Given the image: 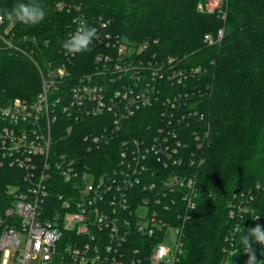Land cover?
Segmentation results:
<instances>
[{"label":"trees","instance_id":"1","mask_svg":"<svg viewBox=\"0 0 264 264\" xmlns=\"http://www.w3.org/2000/svg\"><path fill=\"white\" fill-rule=\"evenodd\" d=\"M203 1L0 0L2 14L21 2L38 3L47 13L35 26L5 18L3 38L10 43L0 39V107L15 99L37 98L42 90L37 65L64 60L62 43L79 18L97 31L92 50L72 58L68 65L72 72L84 74L100 66L97 55L115 57L117 38L133 44L152 42L144 54L147 58L156 56L154 62H162L167 72H183L180 83L165 82V97L187 94L183 100L191 108L168 120L145 110L128 125L135 122L134 137L146 125L163 126L166 135L174 132L175 138L171 134L167 138L181 143L180 173L196 178L195 209L186 219L180 205L178 264H246L240 237L257 224L264 227V0H223L222 13L200 11ZM220 30L224 36L219 43L204 42L206 35L216 37ZM56 114L60 122L70 124L61 108ZM100 120L60 130L59 147L85 148L86 135L100 134ZM118 150V145L103 144L92 153L104 163ZM22 176L18 170L0 167V219L14 202L10 190L18 189L17 194L27 188L20 183ZM61 192L58 188L51 197ZM252 247L257 264H264V245L254 242Z\"/></svg>","mask_w":264,"mask_h":264},{"label":"built area","instance_id":"2","mask_svg":"<svg viewBox=\"0 0 264 264\" xmlns=\"http://www.w3.org/2000/svg\"><path fill=\"white\" fill-rule=\"evenodd\" d=\"M222 8L223 0L199 5L208 13ZM3 26L0 39L8 44ZM223 36L220 30L204 42L215 45ZM151 45L117 38L116 56L97 55L101 65L84 74L68 67L78 53L64 50L61 63L36 64L42 90L33 102L15 99L0 107V167L20 171L27 186L17 194L10 190L15 198L0 219V264L179 263L180 205L186 219L195 205L196 178L180 173L181 143L167 138L174 132L146 125L134 137L135 122L128 125L145 110L168 120L191 108L183 100L187 94L165 97V82L180 83L183 72H167L156 56L147 58ZM60 108L71 125L60 122ZM101 117L100 134L86 135L85 148L59 147L60 130ZM103 144L119 150L99 163L92 152ZM58 188L62 192L52 198Z\"/></svg>","mask_w":264,"mask_h":264},{"label":"clouds","instance_id":"3","mask_svg":"<svg viewBox=\"0 0 264 264\" xmlns=\"http://www.w3.org/2000/svg\"><path fill=\"white\" fill-rule=\"evenodd\" d=\"M46 10L38 3H17L11 10L0 15V23H3L5 18L12 24L21 23L27 26L39 25L46 19ZM96 28L90 27L86 22L81 21L75 33L62 43V48L66 54H77L90 52L91 45L96 37ZM195 209V205L191 206ZM255 219H259L257 216ZM254 242L264 245V227L257 224L255 227L249 228L248 232L240 237L242 248L247 254L248 259L246 264H257L255 251L252 247Z\"/></svg>","mask_w":264,"mask_h":264},{"label":"water","instance_id":"4","mask_svg":"<svg viewBox=\"0 0 264 264\" xmlns=\"http://www.w3.org/2000/svg\"><path fill=\"white\" fill-rule=\"evenodd\" d=\"M239 190H240V189L238 188V189L235 191V194H237V193L239 192Z\"/></svg>","mask_w":264,"mask_h":264},{"label":"rangeland","instance_id":"5","mask_svg":"<svg viewBox=\"0 0 264 264\" xmlns=\"http://www.w3.org/2000/svg\"><path fill=\"white\" fill-rule=\"evenodd\" d=\"M202 3V2H201ZM200 5V4H199ZM199 5H198V9H199ZM169 235V234H168Z\"/></svg>","mask_w":264,"mask_h":264}]
</instances>
